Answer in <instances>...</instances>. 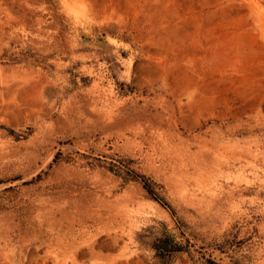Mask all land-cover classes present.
Masks as SVG:
<instances>
[{"label":"rangeland","instance_id":"obj_1","mask_svg":"<svg viewBox=\"0 0 264 264\" xmlns=\"http://www.w3.org/2000/svg\"><path fill=\"white\" fill-rule=\"evenodd\" d=\"M0 264H264V0H0Z\"/></svg>","mask_w":264,"mask_h":264},{"label":"trees","instance_id":"obj_2","mask_svg":"<svg viewBox=\"0 0 264 264\" xmlns=\"http://www.w3.org/2000/svg\"><path fill=\"white\" fill-rule=\"evenodd\" d=\"M139 177V176H138ZM143 186L147 189V191L152 195V197L160 202L163 206H166L167 207V204L164 203L150 188L149 186L143 182ZM156 250L158 251V253H168L170 250L168 249V247L166 246V244L164 242L162 243H159L156 245ZM176 252H179L180 250L179 249H176L175 250ZM171 252V251H170Z\"/></svg>","mask_w":264,"mask_h":264}]
</instances>
